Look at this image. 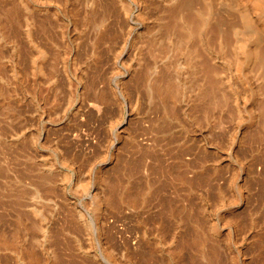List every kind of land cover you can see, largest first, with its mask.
<instances>
[{
  "label": "rangeland",
  "instance_id": "rangeland-1",
  "mask_svg": "<svg viewBox=\"0 0 264 264\" xmlns=\"http://www.w3.org/2000/svg\"><path fill=\"white\" fill-rule=\"evenodd\" d=\"M173 5L0 0V264H264V77Z\"/></svg>",
  "mask_w": 264,
  "mask_h": 264
},
{
  "label": "bare ground",
  "instance_id": "bare-ground-1",
  "mask_svg": "<svg viewBox=\"0 0 264 264\" xmlns=\"http://www.w3.org/2000/svg\"><path fill=\"white\" fill-rule=\"evenodd\" d=\"M171 2L174 4L173 9L168 11H176V20L171 21L173 29L170 35L176 36L171 40L173 50H189L184 46L185 44L191 45L190 42H193L199 33L206 39L204 32L210 29V26H216L217 31L216 29V33L213 31L214 35L209 40L215 39L221 48L225 49L234 39L238 50L249 54L250 64L254 63L259 74L264 77V51L261 49L262 43L264 44V0H206L204 6L200 4V0H171ZM176 3L178 7L174 8ZM241 25L253 29L250 37L254 47L251 51L246 48V44L239 43V32L236 28ZM161 44L160 50H164V44L162 46ZM189 52H193L194 56L197 55V49ZM237 56L238 52L234 51L232 56L234 61L238 59Z\"/></svg>",
  "mask_w": 264,
  "mask_h": 264
}]
</instances>
